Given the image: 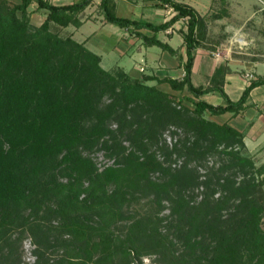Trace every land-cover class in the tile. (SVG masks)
I'll list each match as a JSON object with an SVG mask.
<instances>
[{
  "label": "trees",
  "instance_id": "obj_1",
  "mask_svg": "<svg viewBox=\"0 0 264 264\" xmlns=\"http://www.w3.org/2000/svg\"><path fill=\"white\" fill-rule=\"evenodd\" d=\"M92 1L0 0V264H19L14 251L27 237L31 264H264V164L242 152L240 132L204 117L237 115L264 77L235 102L223 90L225 64L209 86H194L206 24L171 0L175 14L160 25L116 16L113 0L99 8L118 28L153 32L143 42L173 55L156 34L186 19L183 77L150 78L180 96L104 70L63 33L80 27ZM33 3L45 15L39 26ZM212 92L224 105L201 99ZM97 152L112 164L99 168Z\"/></svg>",
  "mask_w": 264,
  "mask_h": 264
},
{
  "label": "crops",
  "instance_id": "obj_2",
  "mask_svg": "<svg viewBox=\"0 0 264 264\" xmlns=\"http://www.w3.org/2000/svg\"><path fill=\"white\" fill-rule=\"evenodd\" d=\"M7 1L12 5H17L21 2V0ZM44 1L54 6H66L79 2L80 0ZM100 1L101 0H93L91 4L79 14L78 17H80L81 21L80 27L75 29L72 26H69L71 31L68 34H70L73 39L75 34L79 33L80 30L86 25H95L93 26L94 31L91 33V35L83 37L80 41L73 39L78 43H83L84 46L89 50L88 44L92 41V36H94L98 31L101 32L105 28L108 29L106 35L115 38L114 45L108 44L107 47H104L105 44L103 45L96 43L94 47L100 49L101 51L106 50V56H109L113 52L118 58L117 61L123 59L126 61L125 63H121V65L117 64L106 70L119 67L131 78H149V80L146 81L147 85L156 86L159 90L165 93L175 95V92L171 90L169 85L166 83H157L154 80H150V78L161 79L163 77H170L173 79H181L183 77L184 73L182 66L185 61V52L182 32H185L186 30V19H181L174 23L167 30L158 32L156 34V39L160 43L167 45L175 52V55H173L168 51L162 50L158 46H149L143 42V37L153 36V32L149 30H134L132 28H118L116 26H113L112 28V26H109V23L105 22L102 12L99 8ZM166 1L167 0H113L116 16L138 22H147L153 25L163 24L174 16L175 12L173 11L172 7L166 3ZM171 1L192 8L201 18H203L206 24V30H204V34L203 36H200L202 39L201 46L193 51L194 62L191 77L192 84L196 87L209 86L214 70L223 64L218 59L210 58L209 55L215 54V50H217V53H219L218 50L221 46L222 40L227 38V30L224 31L221 26V34L217 36H211V26L213 24H229L228 26H225V28H229V30L235 32L237 29H239V26L236 25V28L232 25V23L238 24L243 22L244 11L252 6L257 7L260 22L264 21V0H233L234 2L230 4H228L229 0ZM28 12L29 18H31V15H36V17L33 18H35V20L37 19L36 22H39V25L45 19L43 12L37 10L36 4L34 3L29 6ZM240 45H242V43ZM238 48L240 49L241 46H238ZM96 55L100 57L101 66L102 57L98 54ZM232 66H236V64ZM237 71V68L234 69L228 66L223 76V90L228 98L233 102L237 101L241 97L244 88L249 83V80L242 78L237 73ZM254 79H256V77L253 78V80ZM201 99L213 106L224 105V100L217 92L209 93L201 97ZM211 118L213 121L219 124L225 123L240 132L243 135V142L248 152L251 155L263 157L264 159L263 86L256 87L250 92L245 102V108L237 115L226 113L220 116H211Z\"/></svg>",
  "mask_w": 264,
  "mask_h": 264
},
{
  "label": "rangeland",
  "instance_id": "obj_3",
  "mask_svg": "<svg viewBox=\"0 0 264 264\" xmlns=\"http://www.w3.org/2000/svg\"><path fill=\"white\" fill-rule=\"evenodd\" d=\"M233 2V0H229L228 4ZM257 10V7L252 6L244 11V21L238 24L232 23L234 27H236V25L239 26V29H237L235 32L229 30V28H225V26H228L229 24L219 25L220 23H216L211 26V36H217L221 34L220 27L222 26L224 31L227 30V38L222 40L220 48L218 47V52L220 54L217 53V50H215V54L209 55L210 58L220 60L223 64L226 65L227 68L228 66L234 69L237 68V73L242 78H244L245 80L248 79L249 81L253 80V78L255 77H264V21L260 22V17H258L259 13L257 12ZM33 17H36V15H31V25L38 26L39 22H36L37 19L35 20V18ZM93 26L90 24L86 25L80 30L79 33L75 34L73 39H75L76 41H80L83 37L91 35V33L94 31ZM109 26H112L113 28L114 25L109 24ZM70 31L71 28L69 27L64 29L63 33H69ZM107 32L108 29L106 28L101 32L98 31L94 36H92V41L88 44L89 50L102 57L101 67L105 70L117 64L121 65V63H125L126 61L125 59H123L120 60L121 62L118 60V62V58L113 52L109 56H106V50L101 51L100 49L94 47L96 43L103 45L105 44L104 47H107L108 44L114 45L115 38L107 36ZM241 43L242 45H240ZM238 46H241V48L239 49ZM234 64H236L237 67L232 66ZM240 65L243 67H241ZM175 94H177L176 96H180V93L178 92H176ZM184 104L192 108L189 103L185 102ZM204 117L207 119H212L208 113H205ZM165 141L168 144L173 141L168 132L165 133ZM125 145L127 144L125 143ZM242 152L246 156H252L254 158V160L256 161V167L264 164L263 157H256L255 155H251L245 147L244 149H242ZM92 157L99 168H103L112 164V161L107 159L104 156L103 152H97ZM220 162V157L209 159L210 166L211 164L215 163L216 167H218L220 165ZM142 206L143 204H139L135 206L134 209L140 210ZM16 246L18 247L15 248V255L13 257H17L19 259V264H31L34 261V257L32 255L33 245L31 244L30 239L28 237L24 238L22 242L20 244L17 243ZM141 262V264H157L153 261V257H144L142 258Z\"/></svg>",
  "mask_w": 264,
  "mask_h": 264
}]
</instances>
